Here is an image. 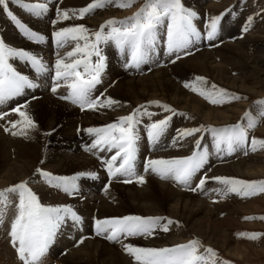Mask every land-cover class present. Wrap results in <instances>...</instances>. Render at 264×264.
Listing matches in <instances>:
<instances>
[{"label": "snow or ice", "instance_id": "obj_1", "mask_svg": "<svg viewBox=\"0 0 264 264\" xmlns=\"http://www.w3.org/2000/svg\"><path fill=\"white\" fill-rule=\"evenodd\" d=\"M12 3L21 7L34 11L39 8L45 11L44 5L30 6L23 4L22 0H11ZM136 3V0H93L86 7L78 10L58 11V15L63 19L69 18L71 12L77 18H83L85 14L90 13L94 9L103 8L108 4H112L120 8H128ZM0 7L22 30L24 35L30 40L43 41L44 36L29 30L17 17L9 11L8 0H0ZM37 15L40 13L37 12ZM196 13L186 9L181 0H144L141 7L131 16L125 17L123 20L109 19L100 26V30L92 33L95 37L93 41L88 33V29L84 25L60 28L52 33L56 44L64 47L69 41H77L73 50L68 51L64 56H59L55 61V76L52 92L55 93L60 87V81H65L68 88V94L61 96V99L69 100L74 104H78L81 110H95L99 106H111L117 101L107 98L100 102L97 97L92 98V89L100 83V75L104 69V57L101 55L98 45L101 42L112 41L118 48L124 50L127 47L131 52L132 63L129 67H139L145 62L147 53L153 49L157 39L158 31L161 27H166L168 52L180 51L186 49L192 38L199 39L200 33L197 31L193 20ZM220 16L210 17L207 28V39L213 40L217 34V25ZM55 23V21L53 22ZM105 29H108L105 31ZM248 29L245 28L244 31ZM85 41L83 45L79 41ZM187 54V53H185ZM95 55L97 60L93 63L91 57ZM78 57V58H76ZM10 58H20L29 61L38 72L43 71L45 66L42 61L30 54L28 51L16 49L7 46L4 41L0 40V101L8 97L19 95L22 90L33 85L27 77L14 70L9 63ZM177 59L180 57L177 56ZM175 62V61H173ZM82 69V71H81ZM207 83L205 78L196 77L193 84L185 83V87H191L192 91H196L195 83ZM200 95L208 99L210 103L218 104L225 102V97L231 99H240L239 96L228 93L225 89L217 88L212 85L209 89H201ZM257 104L264 105V100L256 101ZM149 104H155L163 107L165 111L173 112L168 105H162L159 101H150ZM144 105L134 109L132 113L126 116L118 117L117 122L110 123L103 128H89L86 131L95 134L96 139L92 144V148L106 145L109 149H116L115 155L106 161L109 177L128 176L135 177L136 182L144 183V177L136 175L135 160L137 151V141L139 139L136 126L139 123L137 116L140 109ZM22 118V123L28 127L34 128V121L20 108L13 109ZM145 114H148L145 112ZM264 115V112L261 113ZM244 117L248 118L249 113L245 112ZM3 119V116H0ZM171 117H165L159 121L153 122L147 127V136L151 143L159 141L160 137L167 129ZM13 128L21 121L10 122ZM255 122L249 120L248 128H254ZM201 128L185 129L178 132L179 138L191 136L195 132H200ZM214 134L217 149L220 145L227 146L229 152L234 147L242 146L247 137L248 132L241 124L226 125L223 127H210L208 129ZM8 131V129H5ZM12 132V135H17ZM20 134L27 135V132ZM176 141L174 140V143ZM199 141L196 142L199 147ZM257 145L264 147V140H258L253 137L251 139V150L257 151ZM86 151L91 149L86 148ZM247 154V153H246ZM206 152L193 151L191 155L172 158V159H149L144 164V170L152 171L160 176L161 179H174L180 184H188L191 177L198 171L205 162ZM118 162V166L117 165ZM36 174L44 177L46 181L53 187L62 189L65 193L71 195L76 190L77 176H55L49 172L36 168ZM83 175V173L79 174ZM207 178H201L199 183L191 189L196 191L202 189ZM226 186L227 193H236L237 195L250 196L264 193V180L246 181L242 179L229 177H214ZM123 183H131L132 179H126ZM17 194L18 204L16 212L11 222L10 237L13 247L16 249L18 258L22 264H38L41 257L47 252L49 245L52 243L57 229L66 218H71L74 222H79L80 217L73 211L70 205L46 206L40 203L37 195L28 187V181H21L8 188L0 190V205L7 202V194ZM162 217H141L135 215L123 216L119 218H106L103 220L96 219L95 227L97 235H104L110 241H118L121 235L138 236L152 235L153 231L160 226L163 231H167V225H160ZM245 219H253V217H245ZM260 219H264L261 217ZM175 223L171 219H167V224ZM246 235V234H238ZM259 234H247L249 239H257ZM83 243V238L78 242ZM202 247L198 240H191L186 244H177L171 247H135L130 244L123 245L126 253L134 258L137 264H216V253L212 248H206L204 251L208 256L199 253L198 249ZM221 264H229L222 261Z\"/></svg>", "mask_w": 264, "mask_h": 264}, {"label": "rangeland", "instance_id": "obj_2", "mask_svg": "<svg viewBox=\"0 0 264 264\" xmlns=\"http://www.w3.org/2000/svg\"><path fill=\"white\" fill-rule=\"evenodd\" d=\"M62 1L63 0H59L60 3H62ZM91 2H93V1H91ZM143 2H144V0H136V3L133 4L131 7H128V8H120V7H116L112 4H108L103 8H97V9H94L93 11H91L90 13L85 14V16L83 18H77L78 22L74 21L72 26L84 25L89 30L87 35H89L90 38L94 41L95 37L92 36V33L100 30V26L103 25L107 20H109V19L123 20L125 17H128L126 15L131 13V11L132 12L137 11L141 7ZM259 2H261V4ZM181 3L184 7H188L187 0H181ZM208 3H209V1H206L204 4L201 3V5L203 8L202 12H204V13L206 12V16H208L209 18L212 16H223L225 13H227L230 10L229 5L231 3L233 5H235L236 10L240 9L238 6V3H240V0H217L214 2V3H216L215 7L213 6L214 5L213 3H209V4ZM256 3H257V0H253L251 11L248 12V24H249V27L251 26V24H253V27H252V29L250 27V30H248L249 32L247 34H245V33L243 34L241 32L240 35H237V32L239 31V30H237V32H235L236 33L235 35L231 34L230 37H227V38L226 37H221V38L217 37V39H213V40L207 39L205 41H201L203 39L202 38L203 32L207 31V28H206L207 24L201 25L199 23V21L201 20V16H200L199 21L194 20L195 23H198V24H194V25H195L196 29H199L197 31L200 33V38H199L200 41L196 42V43H190L186 49H182L180 51L172 52L171 54H169L168 47H167L166 27H161L158 31L157 39H156V42H155L154 47H153L154 50H152L156 56L155 58H152V60H153L151 63L152 66H150V64L149 65L145 64L144 68H140V70L137 72V74L133 73L134 68L129 67V65L131 64V52L127 47H125L124 50H121L120 48H118L116 46L115 43H114L115 45L113 47L107 46L108 42H101L98 45V47L100 48V51H101V55H103V57H104V71H107V68L110 66V64H115V66H116L115 70H117L115 72H118L119 69H121V71H122V72H118L119 75H113L112 76L114 84L110 85V88L113 87L117 83V81L121 80V78H123V77H140L142 75L144 76V75L150 74L151 72L156 71V69L158 70L161 68H168L169 69V70H167L168 73L171 74V76L174 78L175 82L176 81L178 82V83L176 82L178 84V86L180 84V86H179L180 88H182L186 93L188 92V94H190V95L198 98L202 102H204L208 107L218 109V110H228V109H239L240 110L241 109L240 112H236L233 114L232 119L228 123L207 124V123L201 121L200 118H198L196 115H193L192 113H190L188 111L179 109L178 107L167 102L166 100L154 99V100L142 102L136 106L131 107V109L128 111V114L132 113L134 109L139 108V106H141V105L145 106L144 108L140 109V114L137 116L139 123L136 126V131H137V134L139 137V139L137 141V143H138L137 146L139 147V145H140L139 148L143 152H145L146 155H145L144 160H143V166L139 165L138 161L134 162L136 175H140L143 177L147 176L149 178L148 180H150V181L156 180V181L163 182V183L165 182L168 185H170L171 187H173L174 189H179V188L181 189V188L186 187L188 185L180 184L174 179H161L158 174L153 173L150 170L146 172L144 170L145 162L149 159H172V158L185 157V156L191 155L193 151L206 152L207 155H206V159H205L204 164L193 175L194 179L196 181H198V183H199L201 178H207L206 183L204 184L203 188L197 189L196 191H191V189L194 188L198 184L195 181L194 182V183H196L195 186H194V183L192 182V185H193L192 188L189 187L187 189H182L180 191H182V192L184 191L185 193L187 192L189 194H192L195 198H197V197L200 198V196L202 197V194H204V195L208 194L209 195L210 191H213L214 192L213 198H210L209 200L208 199L205 200L204 198L201 199V200L206 201V203H209L211 205L230 203L233 206H244V205L251 203V202H253L257 205H260V206L264 205V200H263L264 199V193H259V194L250 195V196L237 195L236 193H227L226 192V186L224 184L220 183L219 181L213 179L214 177H229V178L242 179V180H246V181L264 180V175H262V176L237 175V174H233V173H225L219 169L223 166L229 165L231 163H236L238 161H243L244 163L246 162V164H250V165L253 164L255 167L260 166L258 168L264 169V147H260L259 145H257L258 150L252 151L251 146H250L251 145V139L253 137L257 138L258 140H264V115H261V113L264 112V105H260V104L256 103V101L264 100V93L259 95V96H256L255 94H252L249 92H244V91H241L239 89L229 87L226 84L219 82V81L213 79L212 77H210L208 75L196 73V72L194 73V71H191L188 69H186L187 71L185 69H183L179 75H175L170 71V68H169V67H172L173 65L180 63V61L185 60L187 57L195 55L196 53H199L201 51H209V50L210 51L219 50L220 52L225 51L227 57H230L232 62L237 64V65H232V66L228 65L230 67V70L225 67L228 70L227 74L229 76H235V77L242 76L244 78V81H245L244 84L246 86L253 87V90L255 92H262L264 90V84L259 83L258 78L259 77L264 78V63L259 64L257 61H255L256 60L255 59L254 60V66L255 67L252 68L250 66L251 63L249 64L244 57L243 58L241 57V55L239 53L234 52V51H230V50H228V48H225L226 45H228L229 43L230 44L241 43L242 51H243L245 57L252 59L253 57L256 58L259 55H264V36H260L261 38L260 39L258 38V40H259L258 42L253 41L254 38H252L258 32L259 29H260L259 31L264 30V11H262V10H264V0H258L257 5H256ZM13 4H12L11 0H9V2H8L9 11L13 12L16 9L13 12L14 15L20 16V18L21 17L22 18H25V17L26 18H33V16L28 14V12L26 13V11L24 9L16 8L14 6L15 4L14 5ZM27 5L35 6L32 4H27ZM87 5H85V6H87ZM244 5H246V3ZM85 6H83L81 8H84ZM190 7H191V5H190ZM0 9H2V7H0ZM56 9L57 10L59 9L60 11L65 10L64 7H62V6L59 7V3L58 4L55 3V5H52V8L48 11L49 13H52V14L48 18L43 19V21L48 22L50 24V23H53L55 20H57L59 15H57L58 17L55 16V14L58 13V11H56V12L54 11ZM16 11L19 12L18 15H17ZM37 11H38V8H37V10L35 8L34 11H31V12L35 13ZM122 12H126V13L121 14ZM103 13H107L110 15H107L106 17H104L102 22H100L99 24H94V23L89 24V23L84 22L85 20H88L90 18H96L98 16H101ZM118 15H120V16L117 17ZM3 18L5 20V17H3ZM11 21L12 20L9 18L8 20H5L6 23L4 24V26H0V40L4 41V43H7V45L9 47H13L16 49H19L18 47H21L22 49H27L28 51H34V53L40 59V57L38 56L37 53H39L41 51L43 52V48L42 49L40 48V50H32L24 44L18 45L12 41L11 32L13 33V35L15 37L17 36V38H16L17 40H19L20 42L23 43L22 38L19 37V35L23 31L22 32L19 31L18 25H14V27L11 26L10 31L5 30V26L8 25ZM36 21L37 20L34 21V24L36 23ZM61 21H63V20H61ZM54 24H56V23H54ZM72 26H69V27H72ZM107 30L108 29H105V31H107ZM44 34L47 35L46 32H44ZM82 43L84 44L85 41L81 40L80 44H82ZM67 48L69 49V51L73 50V46H68ZM49 49L50 48L48 47L46 50V53H49ZM61 52H62V50H61ZM50 53H51V51H50ZM149 53H150V51H149ZM176 53L179 56L182 53V55L180 56L179 59L176 58L177 57ZM185 53H187V54H185ZM214 53L215 52H213V54ZM49 54L47 56L46 61H45V59H46L45 57H44V59L42 58L43 62L49 63L50 56H51V54L50 55ZM44 55H45V53H43V56ZM147 55H149V54H147ZM150 55H151V53H150ZM214 56H215L217 61L221 60L220 54L216 55V53H215ZM249 56H251V57H249ZM76 58H78V57H76ZM122 58H123V60H122ZM10 61H11V65L13 67H17L21 72H22V69L26 68L25 62L23 59L10 58L9 63H10ZM173 61H175V62H173ZM94 62H95V60L93 61V63ZM127 70H131V74H130V72H127ZM27 71L28 70L26 68V70L23 71V74H26ZM52 71H55V69H52ZM124 71H126V72H124ZM125 74H128L130 76H127ZM29 75H30V72H29ZM182 77H184V78H182ZM196 77L205 78L207 83H205V84H200L198 82L195 83V87L197 89L196 91H192L191 87L186 88L184 86L185 83L193 84L196 80ZM212 85H215L218 89L219 88L225 89L228 93H233V94L239 96L240 99H231L229 97H225L224 98L225 102L218 103V104L210 103L209 100L205 99L204 96L199 94V92L201 91L202 88L203 89L211 88ZM62 86L63 85L58 87L57 91L55 93H49V94L45 93L46 95H44V96H49V97L53 98L54 100H56L54 98V96H55V94H58L59 92L62 91V89H63ZM30 88H32V87H30ZM109 90L110 89H108L107 92ZM107 92H104V93L106 94ZM35 100H39V99H34V100L30 101L29 103L31 104V103L35 102ZM57 100H59V99H57ZM103 101H102V103H103ZM150 101H159L162 105H168L171 109L175 110V114H173V112L165 111V109L163 107H160L158 105L149 104ZM29 103H27V104L29 105ZM27 104H25L23 106H26ZM64 104H66V103L64 102ZM23 106L20 107V110ZM35 106H37V104H33L31 107H35ZM105 106L108 108H111L107 105H105ZM114 106H116V104ZM67 108L68 107L66 106V109L64 111L61 110L59 112L58 119H57L54 127H51L50 130H48V131L44 130V134L47 135L48 139L46 138L43 140V138H42V140H41V145L45 149V154L40 158V164L41 165L42 164H49L50 166H54L57 162L61 161V155L63 153H65V152L68 153V151H69L70 155L74 154L73 152L70 153V151H72L71 149L75 147V146H72V144H71V135H72V133L74 134V132H72L71 128H74L77 126L79 127V125L84 126V127L87 126L86 129L97 128V127H93V126H99L100 128H103L107 124L115 123L118 120V118H115V117L110 118V119L105 118L103 121H99L95 124L86 125V124H83L79 120V116L81 115L82 112H78L74 109V107L70 106V108L73 110V114H74V116H71V113L70 112L68 113V111H66ZM39 110H41V111L37 114L35 119L29 115L28 116L34 121V123L36 122V126L41 128L44 111L42 109H39ZM111 110L115 111V108H114V110L113 109H111ZM145 112L148 114H145ZM245 112L249 113L248 118L244 117ZM7 114H9V115H6V116L4 115L3 119H0V134L6 138V142H9V143L14 142V141L16 142L17 140H19V138H21L20 133H18L17 135H12V132H17L18 130L23 129V127H20L22 125V123H18L16 125V127L13 128V126L10 122L17 121L16 119H18L17 117L19 115L16 117L17 112L7 113ZM128 114H126V115H128ZM126 115H124V116H126ZM165 117H171V119L169 120L166 131L164 132V134L159 139L160 143H159V141H157L156 143H151L148 139V136H147L148 125H150L153 122L164 119ZM249 120L255 122L256 126L254 128H248ZM237 123L241 124L242 126L243 125L246 126L248 129V137H247L245 143L240 147H234V150L231 152L228 151L226 145L221 144L219 150L224 151V152L226 151L228 153V155L223 156V152L220 151L219 156L221 159H217L215 161L213 159V155L211 153L216 152V150H218V149H217L216 144H215L214 134L211 131H209L208 129L210 127L219 128V127H223L226 125H232V124H237ZM201 126H203L202 130L200 132L193 133V135H191V136H185L184 138H179L178 135H175V136L169 138V134L171 132L173 133V130L179 132V131H183L185 129L201 128ZM5 129H8V131H5ZM142 130H144V131H142ZM87 133H88L87 131L84 132V134H87ZM21 135L23 136V134H21ZM89 135H90V137L85 139L83 137L84 135L76 133V134H74V139H76L77 144H80V147L83 149L84 152L86 151L85 150L86 148L91 149L90 152L92 150L97 151L98 147L97 148L91 147L93 142L96 139V136H95V134H90V133H89ZM31 139L35 140V137L33 135L31 136L30 134H27L24 142H22L18 145L12 144L10 150H7V147H5L6 151H7V159H9V160L16 159V150H20V152L28 151V146L26 143H30ZM174 140L176 141L175 143H174ZM197 141L200 142L199 147H197V144H196ZM166 143H168V145ZM159 146H160V148H158ZM99 147H101V146H99ZM171 149H173V150H171ZM207 150L209 151V155H208ZM86 152L88 153L89 151H86ZM152 153H154L153 155H155V157H152ZM77 154L87 156L83 152H77ZM90 159L92 160V158H90ZM95 167H96V165H95L94 161L92 160L90 165L78 166V168H76L74 170L69 169L66 172H62V174L59 176L72 177V176L77 175V173H83L84 176L88 177L86 174L87 172H85V171H93V169ZM42 171L49 172L47 168H43ZM51 174H53V173H51ZM53 175H57V174H53ZM92 176L98 177V175L95 173H92ZM116 177L119 179L118 182H120V183H123L122 181H124L126 179H132V182H134V181L136 182L135 177L119 176V175ZM45 180L46 179H41V176L39 174H36L35 171H33L25 180H23V181H28V187L37 195L41 204L46 205V206L70 205L72 207L73 211L76 212L77 210H79L80 212L83 211L85 213H87L91 209H95V207H94L95 199L98 198L100 195L94 196V197H89V195H92V192H91V194L88 195L87 194L88 188H86L85 185L83 188L84 193H81L80 196L73 198L72 196H68V195H64V196L59 195L58 194L59 192L48 189L46 186ZM93 181L95 182V179H93ZM132 182L129 184H119V183L111 182L109 185L114 184V185L119 186V188L126 190V189H128L127 186L133 185ZM17 183H19V182H17ZM75 183H76V188H79L80 185L78 184V177H77ZM153 185H154L153 187H155V191L157 192L158 191L157 185L156 184H153ZM176 185H177V187H176ZM8 187H10V186H8ZM8 187H6V188H8ZM112 187H110V190H112ZM42 188L48 192L49 196H48L47 200H44V198L42 197V191H40ZM3 189H5V188H3ZM3 189H0V190H3ZM113 189H114V187H113ZM7 196H8V199L14 198V200H15V205H12V203L10 201H8V199H7V203L12 205L11 210H13V213H15L16 212V205L18 204L17 194L9 193V194H7ZM51 196L59 197L60 199H58V200H60V201L51 200ZM199 198H197V199H199ZM3 206H5V203L0 205V210H1V208H3ZM136 212L137 211H135L134 209L133 210L131 209L129 212L130 213L129 215H135V216H141V217L149 216V215H142V214L136 213ZM231 212H232V215H231L232 222L233 223L235 222V223H234V225L228 226L227 229L229 230V234L232 237V239L238 243L245 244L247 247H249L250 251H252V249L253 250H260L261 248H264V219H260L261 217H264V209H259L255 212L251 211V212H247V213L246 212H239L237 210H230L229 213L231 214ZM1 215L3 216V213ZM110 215H117V214H110ZM129 215H126V216H129ZM224 215H225V212L221 211L219 214V217H223ZM153 216H155V215H153ZM158 216H160L162 218H166V219H162V222L161 223L159 222V224L161 226L167 225V228H168L167 231H163L162 228L160 226H158L153 231L152 235H149V236L138 235V236H126V237L125 236L122 237V235H121V237L119 238L118 241L119 242L122 241L123 245L130 244V245L135 246V247H155V248H157V246H153V244H152V246H149V244L151 242L152 243H158L160 241H164L165 239L171 240L174 238L184 240L183 242L185 244L191 240H198L200 242V245L202 246L198 249L199 253L204 255V256H208L209 254L206 253L204 251V249L209 248V247L212 248L216 253V264H221L222 261H227V262H229V264H264V253H261V255H259V257L252 254L246 260L238 259V258L234 257L233 255L229 254L228 252H226V250H224L223 248L214 246L212 244H208L205 239L200 238L199 236L187 234V231L185 230L184 224L180 219L174 218V217H165L163 215H158ZM119 217L120 216H115V217H111V218H119ZM121 217H123V216H121ZM245 217H253V219H245ZM106 218H110V217H106ZM167 219H171L175 223L167 224ZM67 221L68 220L66 218L62 223H65ZM252 224H256V225H252ZM10 227H8L7 230L5 228H1L0 233L2 231H7L8 235H9ZM253 233L259 234L257 239L247 238V234H253ZM238 234H246V235H238ZM9 237H10V235H9ZM3 239H4V237L0 236V242L2 244H4V246H5V249L3 251L9 252L10 254L13 255V253L8 249V247H10L14 251V254L17 256L18 254H17V252H15L16 250L14 248H12L13 245L11 243V240H7L6 241L7 245H6L4 243ZM89 239L101 240L102 242L104 241L105 243L107 242L106 241L107 239L105 237L102 238L103 240L100 239L99 237H90ZM89 239L85 238V239H83V241L89 240ZM106 244H108V243H106ZM56 245H58V244H56ZM108 245L117 246L119 244L117 242V243H109ZM57 247H58L57 249L62 250V249H60L61 246H57ZM69 247H71V246H69ZM165 247H170V246H165ZM75 248L76 247H74V249ZM69 251L70 250H68V252ZM122 251L125 252L124 248H122ZM68 252L61 254L59 251V254H56V257H57L56 260H54L52 250L48 249L47 252L43 255L45 257V262L43 264H47V261L52 262V264H55V263L56 264H65L63 262H60L59 260L61 259V257L65 256ZM40 261H41V259H40ZM40 261L38 262V264L40 263ZM134 261L135 260L132 258L131 264H137V262L136 261L134 262ZM18 264H22V262L18 261Z\"/></svg>", "mask_w": 264, "mask_h": 264}, {"label": "bare ground", "instance_id": "obj_3", "mask_svg": "<svg viewBox=\"0 0 264 264\" xmlns=\"http://www.w3.org/2000/svg\"><path fill=\"white\" fill-rule=\"evenodd\" d=\"M91 1L93 0H63L62 3H60L59 0H38V1L37 0H25V1L22 0V3L32 2V4H35V5L42 4L46 8L45 11H41L38 8L37 12L40 13L39 15L36 14L37 12L34 13V12L24 9L26 13L28 12V14L32 15L33 18L37 20L35 24H34L35 20L33 18H26V17L20 18V16H16V15L15 16L20 21L22 22L24 21V23L26 24V27H31L32 28L31 31L44 36V43L42 44H45V45L49 44V46L42 47L40 42L38 43V41L30 40L23 33H21L22 41H23L22 43L19 40H17L16 39L17 36L15 37L13 33L11 32L12 34L11 39L16 44L18 45L24 44L32 50H40V48L41 49L43 48V52L41 51L37 53L38 56L40 57V60L45 66L43 71L38 72L39 74L42 75L43 81H41L42 83H40V81H36V79L33 80V84L35 85V87L28 88L29 95H31L32 98L26 97L25 100L27 101L25 103L16 104V103L21 102V100H19L18 98L16 99L15 103H12L11 101L5 102L4 100L0 101L1 104L7 105L6 107L0 106V112L4 110L5 108L12 109L13 111V108L15 107V105H16L15 108H20L21 106L29 103L30 101L34 99H39V100H35V102L31 104L29 103V105L27 104L26 106H23L21 108V111H24L27 115L33 117L34 119L36 118L37 114L41 111L39 109H42L44 113L42 112L43 121L41 124V128L36 126V122H35L34 128L26 126L25 124L22 123L23 118L18 113L16 114V117L19 115L17 117L18 119L16 120L21 121L22 125L20 127H23V129L18 130L17 133H22L23 131L24 132L26 131L27 134H30L31 136L33 135L35 137V140L31 139L30 143H26L28 146V151L20 152V150H16V159L14 160L7 159V151L5 147H7V150H10L12 144L18 145L24 142L26 135L22 136L20 134L21 138H19V140H17L16 142L14 141L15 143L14 142L9 143V142H6V138L0 134V189L6 188L8 186H12L16 184L17 182L25 180L38 167H40L41 169L47 168L50 173L57 174L55 176H59L62 174V172H66L69 169L74 170L78 168V166L90 165L93 160L95 165L98 166L99 171H101L100 170L101 165L106 164L105 161L101 160V158L104 160L106 159L110 160L111 157L115 155L116 149H109L106 145L103 147L102 150H99V151L92 150L91 152L89 151L88 153L86 151L84 152L81 147L79 148V146H77L76 143L74 142V134L76 131L85 132L86 127H87V126L84 127V126L79 125V127L77 126V127L71 128L72 132H74V134L72 133L71 135V144L72 146H75V147L71 149L72 151H70V153L73 152L74 154L70 155L69 151L68 153L66 152L63 153L61 155V161L57 162L54 166H50L49 164H42V165L40 164V158L45 154V149L41 145V140L42 138L43 140L47 138V135L44 134V130L48 131L50 130L51 127H54L58 119L59 112L61 110L64 111L66 109V106L68 107L66 111H68V113L70 112L71 116H74L73 110L70 108V106H68L67 104H64V102L59 99V97H61L63 94L62 92L65 90V88H67L66 83H65V87L62 86L63 87L62 91L59 92L58 94H55L54 98L56 100H54L53 98L49 96H44L46 94L53 93L51 89L55 83L53 79L55 76V71L51 72L52 73L51 77L45 76L44 73H47L50 68L55 69L54 64H55L56 59L58 58V55L64 56V54L69 51L67 47L73 46L74 48V46L77 43V41H71L72 43H70L69 41L67 44L64 45L62 52L61 50L53 52L54 50L53 48L57 46V44H56L55 39L52 36V33L54 31L59 30L60 28L72 26L74 21L78 22L77 17L73 16L71 12L69 13L70 19L68 18L67 20L63 19L61 16L58 17L57 16L58 13L55 14V16L58 17L57 20H55L56 24L54 23L49 24L48 22H44L43 19L48 18L52 14V13H49L48 11L52 8V5H55V3L57 4L59 3V7L62 6L64 7L65 10H78L81 7L89 4ZM206 1H210L209 3H213L214 4L213 6L215 7L216 3L214 2L217 0H206ZM203 2L204 0H187L188 6L191 5V8L195 10L196 16H199L200 11L202 12L203 8L201 6V3ZM14 6L16 8H20V5L18 4H15ZM54 11H57V9ZM16 12L18 15L19 12L18 11ZM124 13L126 12H122L121 14H124ZM107 15H110V14L103 13L101 16H98L96 18H90L88 20H85L84 22L89 23V24H93V23L99 24L103 20V18L106 17ZM3 17H5V20H8L6 18L8 17V15L3 11V9H0V26H4V24L6 23ZM229 18L230 17L228 16L227 19L225 20V26L228 29H229V24L231 21ZM241 24H242V21L241 22L239 21L237 23V26L239 27ZM14 25H17V24L14 21H11L8 25L5 26V30L10 31V27L11 26L14 27ZM226 27H222L217 37H219L220 35L223 37H230L234 29L231 31V33H229V31H226L227 30ZM244 28H246V26ZM238 30L239 31L237 32V35H240L241 29H238ZM259 30L252 37L254 38L253 41L255 42L259 41L258 38L260 39L261 38L260 36H264V30L263 31H259ZM44 32H46L47 35L44 34ZM233 34H236V33H233ZM5 44L7 45V43ZM81 45H83V43ZM48 47L50 48L49 53L51 51L50 53L51 56H50L49 63H46V62H43V59L45 57L46 58L45 61L47 60V56L49 53H46V50ZM18 48L22 50L21 47H18ZM225 48H228V50L230 51L239 53L241 57L242 58L244 57L249 64L251 63L250 66L252 68L255 67L254 66L255 59H256L255 61H257L259 64L264 63V55H259L258 57L256 58L253 57L252 59L245 57L242 51L241 43H238V44L229 43L228 45H226ZM29 52L35 57H37L34 51H29ZM213 52H215L216 55L220 54V57H221L220 61L216 60L214 56L215 53L213 54ZM42 53H45V55L43 56ZM24 62H25V66L27 70L31 74L32 70L30 69L31 67L29 66L30 62L26 60H24ZM228 65L232 66V65H237V64L233 63L230 57H227L225 51L220 52L219 50H214V51L209 50V51H201L199 53H196L195 55L189 56L185 60L180 61V63L173 65L172 67H169V68H170V71L175 75H179L183 69L185 70L188 69V70L194 71V73L196 72V73L208 75L212 77L213 79L226 84L229 87L239 89L244 92H249V93L255 94L256 96H259L264 93V90L262 92H255L253 90V87L246 86L244 84L245 81L242 76L240 77L229 76L227 74L228 70L226 69L228 68L230 70V67ZM13 68L18 73L20 74L23 73L17 67H13ZM113 68L114 66L111 65L108 69L109 70V76H108L109 80L112 79L113 75H119L118 73L119 71L115 72L117 70ZM167 70L169 69L161 68L158 70L156 69V71H153L150 74H147L144 76L142 75L140 77H123L121 78V80L117 81V83L113 87L110 88V85L114 84V81L113 82L111 81L110 84L108 85V88L105 90V92H107L108 89L110 90L106 94L103 93V95L100 98V102L102 103V101L105 100L106 98H110L111 100L118 102V103H115L116 106H114L115 104H113L109 106L111 108H108L106 106L98 105L95 110H92V109H85L82 111L80 110L78 112H82V113L79 116V120L83 124L92 125L99 121H103L105 118L107 119L114 118V117L118 118L120 116H124L128 114V111L131 109V107L136 106L142 102L154 100V99L166 100L167 102L175 105L179 109L188 111L192 113L193 115H196L198 118H200L201 121L207 124L228 123L232 119L234 113L240 112L241 109L240 110L239 109L218 110V109L208 107L204 102L188 94V92L186 93L182 88H180L179 87L180 84L178 86L177 84L178 82L177 81H176L177 83L175 82L174 78L171 76V74L168 73ZM33 74L34 72H32L31 75L33 76ZM125 75L130 76L128 74H125ZM258 80H259V83L264 84V78L259 77ZM61 85H63V83ZM41 87L48 89V92L46 94L42 93L41 90L44 88H41ZM25 95H28L27 90L25 92ZM33 104H37V106L31 107ZM114 108H115V111H112L111 109L114 110ZM13 112H7V113H13ZM7 113H5V116L9 115ZM1 116L4 117V114ZM84 135H87L88 137H90L89 134H84ZM175 135H178V132L173 130V133L171 132L169 134V138ZM166 144L168 145V143ZM158 148H160V146ZM77 152H83L87 156L79 155L77 154ZM207 152L209 155L208 150ZM218 152H215V153L217 154ZM153 154L154 153H152V157H155V155ZM93 155L95 157H93ZM88 156L92 158V160ZM214 156L215 155L213 154V157ZM216 157L217 156H215V159H214L215 161L217 159H220ZM99 159L101 161H98ZM258 167H255L253 164L250 165V164H246V162L244 163L243 161H238L236 163H231L229 165L223 166L219 169L225 173H233L237 175H248V176L264 175V169L258 168ZM104 168H107V167H104ZM93 171H98V169H96L95 167ZM100 173H101L102 181L101 183H97V185L94 187L93 192L95 194H92V195L88 194L89 197L100 195L98 198L95 199V205H94L95 209H91L87 213L83 211L81 212L82 214L88 217L95 215V217L100 220H103L102 218H106V217H115V216L121 217V216L129 215L130 214L129 212L131 209L132 210L134 209L135 211H137L136 213H140L142 215H150V216L163 215L165 217H174V218L180 219L183 222L185 230L187 231V234L199 236L200 238L205 239L208 244H212L214 246L223 248L224 250H226V252H228L229 254L233 255L234 257L238 259L246 260L252 254L259 257L261 253H264V248H261L260 250L252 249V251H250L249 247H247L245 244L234 241L229 234V230L227 229L228 226L234 225L235 223V222L234 223L232 222V218H231L232 212L230 214L229 213L230 210H237L239 212H246V213L251 212V211L255 212L259 209H264V205L263 206L261 205L262 206L261 207L260 205H257L253 202L248 203L246 205L243 204L244 206H233L230 203L211 205L201 199L204 198L205 200L207 199L209 200L210 198H213L214 197L213 191H210L209 195L202 194V197L201 196L200 198L197 197L199 198L197 199L192 194H189L187 192L185 193L184 191L182 192L179 190L180 188L174 189L173 187H171L165 182L163 183V182H159L156 180L150 181L148 180L149 178L147 176H144V181H145L144 183L141 184V183L134 181L132 182L133 185H130V186L126 185L128 189L125 190V189L119 188V186L117 185H114V184L109 185V184L111 182H115L119 184H129V183L116 182L113 179H111L112 177L109 178L108 176H106V174L103 171ZM41 179H45V178L41 176ZM104 182H107V184L104 185ZM45 183L48 189L59 192L58 193L59 195H64L65 192L62 189L53 187L47 181ZM153 184L157 185L158 187L157 192L155 191V187H153L154 186ZM112 186L114 187V189ZM110 187H112V190H110ZM40 191H42V197L44 198V200H47L49 196L48 192L45 191L43 188ZM98 191H101V192L99 193ZM75 197L77 196H74L73 198ZM58 199L60 198L56 196L55 197L51 196V200L60 201ZM8 201H10L12 205H15L14 198H10L8 199ZM12 205L6 202L5 206L1 208L0 210V229L5 228L7 230L8 227L11 226V222L14 218L13 210H11ZM221 211L225 212V215L223 217H219V214ZM2 213H3V216L1 215ZM110 214H117V215H110ZM161 222L162 220L160 221V223ZM61 224H64V223H61ZM252 225H256V224H252ZM71 229L72 228H69L67 230V235L71 236L70 239L68 240V239L63 238V240L59 243L60 245H63L66 243L64 246H62L63 249L64 247L67 248L65 253L68 252V250H70L65 256L61 257V259L59 260L60 262H63L65 264H131V260L133 257L130 256L128 253H125L124 251H122V248H123L122 241L118 242L119 245L117 246H110L106 244L104 241L102 242L101 240H96V239L93 240V239H89L90 237H88L89 240H84L83 243L76 242L75 244H73L72 239H73V236L76 234V232L71 231ZM72 232L74 233L71 234ZM0 236L4 237L3 240L6 245H7L6 241L11 240V237H9L7 231H2L0 233ZM100 239L102 238L100 237ZM107 241L109 240L107 239ZM182 241L184 240L175 239V238L171 240L165 239L164 241H160L158 243L151 242L149 246H152L153 244V246H157V248H161L165 246L175 245V244L181 243ZM74 247L76 248L74 249ZM12 248L14 247L12 246ZM4 249H5L4 244L0 242V264H18L17 263L18 255L16 256L14 254V251L10 247H8V249L13 253L15 257L9 252L3 251Z\"/></svg>", "mask_w": 264, "mask_h": 264}, {"label": "crops", "instance_id": "obj_4", "mask_svg": "<svg viewBox=\"0 0 264 264\" xmlns=\"http://www.w3.org/2000/svg\"><path fill=\"white\" fill-rule=\"evenodd\" d=\"M246 3V5H244ZM261 4V2H259ZM253 4V0H240V3H238V6L240 8V13H241V19L246 20L248 19V16L246 15L248 12L251 11ZM258 4V0L256 5ZM264 11V10H262ZM246 15V16H245Z\"/></svg>", "mask_w": 264, "mask_h": 264}]
</instances>
